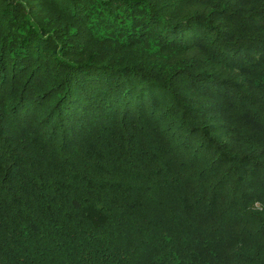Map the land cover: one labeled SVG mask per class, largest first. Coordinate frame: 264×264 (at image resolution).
<instances>
[{"label": "trees", "instance_id": "16d2710c", "mask_svg": "<svg viewBox=\"0 0 264 264\" xmlns=\"http://www.w3.org/2000/svg\"><path fill=\"white\" fill-rule=\"evenodd\" d=\"M0 264H264V0H0Z\"/></svg>", "mask_w": 264, "mask_h": 264}]
</instances>
